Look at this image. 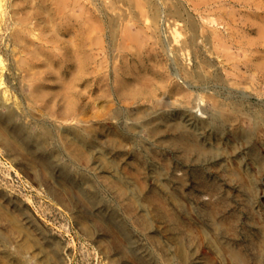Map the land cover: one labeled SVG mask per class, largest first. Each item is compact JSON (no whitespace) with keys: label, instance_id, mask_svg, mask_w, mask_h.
Wrapping results in <instances>:
<instances>
[{"label":"rangeland","instance_id":"1","mask_svg":"<svg viewBox=\"0 0 264 264\" xmlns=\"http://www.w3.org/2000/svg\"><path fill=\"white\" fill-rule=\"evenodd\" d=\"M155 1L159 2L157 4L163 9L162 20L166 21H161L162 26L159 32L153 31L150 27L151 18L144 17L145 19H143L142 17L139 22H136L132 18V13L128 14L131 12L129 6L120 0H0V90L3 92L5 90V97L7 98V100L4 99L3 103L0 101V116L9 119V132L12 135L16 138H21L22 134L28 136L30 144L27 147L35 148L34 150H36V146L40 147L37 150L45 158V164L41 165V168H31L16 156L10 155L0 144V264H44L47 257L30 242L26 233L29 229L34 234L42 235L45 239L59 243L58 254L61 264H135L132 256L138 259V264H233L227 256L215 249V243L224 245L225 242L245 255L246 264H264V248L260 249L253 241L259 230L264 231L263 135L260 136L259 134L255 137L256 139L254 138V141H257V149L256 152H253L248 149L247 144H244L243 133L250 132L249 124L240 125L237 134H233L231 126L238 121L234 120L233 122L230 119L227 122L225 120L224 135L221 139L216 137L210 126L206 127L207 121L212 117V104L208 101L207 93H212L217 88L220 92L218 98L221 101L227 100L228 96L233 101L236 100L237 96L238 101L244 106L254 105L262 109L260 105L264 104V74H262L260 67L257 69L248 64L247 67L249 68H246V64L242 63L244 58L243 47L241 46L242 50H240V47H236L237 44L233 40L235 38L237 42L245 41L243 36L245 34L248 35L247 38L249 39L257 37L258 29L256 27L261 23L259 16L260 11L264 12L262 8L264 7V2H262L264 0H250L252 5L249 4L248 7L242 2L247 0ZM166 3L167 5H165ZM254 3L260 4H258L261 6V8L259 7L260 11L257 9V12L255 11ZM175 5H181L183 11L188 12L187 14L191 18L193 17L197 25L201 24L198 25L197 31L200 30L199 32L202 34L197 33V44L200 43L199 48L214 63L215 68L220 70L221 76L228 78L227 82L230 80V84L225 83L224 85L213 81L209 85L212 88L211 91L199 90V95L203 94V97L199 98L194 88L184 86L178 92L173 91L174 93L168 90L172 83L174 85L177 82L173 74L170 73L175 66L174 53L171 52V49L182 48L190 34L189 29L182 21H177L178 23L182 22L180 25L174 21V18L168 16V10ZM233 8L234 10H232ZM124 9L126 11H123ZM122 11L126 14L122 13L124 14L122 15ZM217 13H220L221 16L219 14L220 17L216 20ZM230 13H236L232 16L238 21L234 18L231 20ZM112 16H119L120 28L118 27V33L114 35H112L109 26V20ZM128 19L129 22H127ZM130 22L135 23V25ZM90 26L92 30H90ZM172 26L177 30L175 40L178 42L170 36L174 29ZM128 27L129 29H127ZM144 27H148V30ZM199 27L205 29L202 30ZM211 28L214 29L212 30L213 33L210 31ZM81 29L82 32H80ZM88 29L91 31L89 34H87ZM214 31H217L219 35ZM236 31L239 32H237L238 37ZM83 32L84 35L87 34L84 37L85 40L90 37L87 40L88 43L82 38L84 35L79 37ZM244 32L245 34H242ZM205 33L209 37L213 34L215 36V33V37H218L223 33V37L221 36L223 42L219 39V43L222 44L221 47H224L223 43H225V47L228 49L224 48V51L220 48L217 38L214 40L212 36V38L210 37L212 40L211 48H216L217 50H214L217 53L213 51L209 54L207 52L209 45H206V39H204L206 38ZM121 34H126L127 37L122 38ZM129 35L131 36L129 37ZM167 36L172 39L167 38ZM140 37L141 41H139ZM112 39L114 43H112ZM90 40L92 42H89ZM144 40L148 43L144 44ZM122 42L125 44L123 45ZM142 42L143 44H141ZM90 43L91 46H89ZM124 46L127 47L124 49ZM248 47L251 49V46ZM123 50L129 52L124 53ZM255 50H252V53L248 50L247 55L255 54ZM258 50L261 55V49ZM163 51L170 52L166 54ZM184 51L187 52V55L183 53L184 58L192 59L191 61L187 60L188 62L185 60V63L192 66L193 60H195L192 46L187 45ZM184 51L182 50V52ZM224 52L227 56H229L228 52H232L234 55L238 54V58L235 55V60H242L235 61L232 53L230 54L232 62L227 56L228 60H225L226 57H222L225 55H221ZM74 53L76 54L74 55ZM152 53H155V56ZM255 55L260 56L258 51ZM119 57L124 59L121 60ZM160 57L163 58L160 59ZM170 58L172 59L170 60ZM44 60H48V66ZM99 60H101L100 64L98 63ZM32 61L35 64L31 63ZM225 61L227 62L225 63ZM118 62L119 64H117ZM256 62H258L257 59ZM234 65L240 67H234ZM156 66L164 69V76H167L166 82H161L159 78L152 76V70L159 71ZM33 68L34 74H32L33 71H30ZM35 68L39 70L37 71ZM51 69L54 70L51 71ZM235 69L240 71L237 70L236 72ZM252 72L256 73L253 75ZM31 75L36 76L33 77L35 80H31ZM103 75L104 78H102ZM171 76L172 78H169ZM132 77L135 78L132 79ZM249 77H254L255 80ZM155 79L157 80L155 81ZM142 81L143 83H139ZM250 81L254 82L251 83ZM148 83L149 86H146ZM83 84L84 86H82ZM48 91L51 92L48 93ZM68 93L72 95L69 96ZM244 94L247 97H244ZM248 95L250 96L248 97ZM197 103L198 105H196ZM222 118L224 119V117ZM149 120L151 121L148 122ZM179 120L185 122L188 127L191 126L192 130H197L201 141L203 140L202 142L212 149L215 150L214 147L220 144L217 146L220 148L216 151L218 153L215 152L209 157H197L196 154L190 155L183 153L180 148L178 149V146L173 143L177 134L175 131H171L172 129L168 128L166 123L170 124ZM154 121H159V129L163 127L162 130L158 129L155 132L151 130ZM80 123L92 127L94 137L88 147L74 144L72 149H68L63 142L69 141L71 143L70 134L61 132L59 127L72 132L73 129L81 127ZM142 124L146 126L144 127ZM163 124H166V128ZM17 129L20 131L23 129L22 134ZM132 129L135 133H132ZM40 130H45L50 134V138L42 144V147L39 141V138L42 137ZM101 150L106 152L109 160L114 161L116 170L103 167L102 161L98 159L99 155H97ZM79 151L85 152L84 160L70 155L71 152L76 155ZM89 153L90 155L92 153V160L86 159ZM240 160L241 162H239ZM233 166H238L250 178L256 174L251 178L255 187L253 190L242 189L241 191L238 184L229 180L224 170L233 168ZM36 168L44 170V179L34 178ZM121 177L123 181H120ZM256 180L258 181L256 182ZM204 182L218 184L219 192L214 197L207 194L201 186V183L204 184ZM165 185L166 187L163 188ZM51 186L66 191L68 205L53 195L49 190ZM172 193L175 195L173 196ZM151 195L159 197L167 210L176 214L178 224L166 222L156 214L154 211L155 204L149 199ZM219 195L227 197L228 204L210 216V205L216 202L215 200ZM173 199L179 200V204ZM130 204H132V208L129 206ZM170 211L169 213H171ZM223 214L224 216L226 214L236 216L238 229L236 228L234 234L225 232L224 226L219 228L217 223L224 217ZM258 215H263L260 220L257 219L259 218ZM79 216H83L93 225V236L82 229L78 222ZM146 220L148 225L144 227L143 221ZM184 230L187 231L184 232ZM171 233L173 235L182 234L180 247L183 252L185 250L183 256L185 260L177 254L178 246L173 243L175 241ZM114 235L119 238L118 243L115 242ZM101 238L111 241L109 253L103 251L99 243Z\"/></svg>","mask_w":264,"mask_h":264},{"label":"bare ground","instance_id":"2","mask_svg":"<svg viewBox=\"0 0 264 264\" xmlns=\"http://www.w3.org/2000/svg\"><path fill=\"white\" fill-rule=\"evenodd\" d=\"M120 1H123V3H125L126 5H128L129 6V8L131 9V12H128V14L129 13H132V18L137 22H139L140 20H141V18L143 17V19H145V18H151V24H150V27L153 29V31H155V32H159V31H161L160 29H161V21H163L162 20V11H163V9L157 4V3H159V2H156L155 0H120ZM161 1V0H160ZM173 1V0H172ZM183 1V0H182ZM209 2H210V0H208ZM242 1V0H241ZM240 1V2H241ZM255 1H258V0H255ZM166 2H169V1H166ZM185 2V1H184ZM243 2V5H246V7H248L247 5H249V4H251L250 3V0H247V1H242ZM242 2H241V4H242ZM262 2H264V1H262ZM122 3V2H121ZM163 4H164V2H162ZM186 3V2H185ZM190 3V2H189ZM175 4V3H174ZM184 4V3H183ZM187 4V3H186ZM198 4V3H197ZM211 4V3H210ZM232 4V3H231ZM259 4V3H258ZM258 4H256V3H254V5L256 6V8H255V11H256V9L257 10H259V7L261 8V6H259L260 4H263V3H261L260 2V4L258 5ZM165 5H167V3L165 4ZM213 5H215L214 3H213ZM252 5V4H251ZM114 6V5H113ZM161 6H162V4H161ZM184 6V5H183ZM186 6V5H185ZM197 6V5H196ZM210 6V5H209ZM221 6V5H220ZM226 6H227V4H226ZM230 6V5H229ZM239 6H241V5H239ZM108 7V6H107ZM231 7V6H230ZM233 7V6H232ZM245 7V6H244ZM243 7V8H244ZM253 7V6H252ZM122 8H124V7H122ZM128 8V9H129ZM239 8V7H238ZM263 9H264V7H262ZM196 9V8H195ZM240 9H242V8H240ZM245 9V8H244ZM104 10H105V8H104ZM185 10V9H184ZM229 10V9H228ZM232 10H234V8L232 9ZM239 10V9H238ZM247 10V9H246ZM262 10V9H261ZM123 11H126L125 9L123 10ZM121 12V14L122 13H125V12ZM169 14H168V16H170V17H172V18H174V21L175 22H177V21H182L183 22V24L185 25V26H187V28L189 29V32H190V34H189V37L187 38V40L185 41V40H183V41H185V44L183 43V46H182V48H179V49H171V52H173L174 53V58H173V60H174V63H175V66H173V71L172 72H170L171 74H173V76L176 78V84H174L173 85V83H172V86H170V89H168L169 91H171L172 93H174L173 91H175V92H178V91H180L181 90V87H184V86H186V87H188V88H194V89H196V93H197V97L199 98V97H201L203 94L201 93L200 95H199V90H201V91H206V92H208V91H211L212 90V88L209 86L210 84H211V82H213V81H215V82H217V83H222V84H224L225 85V83H228V84H230V80H229V82H227V79L225 78V76L224 77H222L221 76V73L219 72L220 70H218L217 68H215V65H214V63L210 60V59H208L207 57H206V55H205V53L199 48V44H197V36H198V32L200 31H197V29H198V25H197V23H196V21L193 19V17L191 18L187 13L188 12H184L183 11V9H182V7H181V5H175V6H173L172 8H170L169 10ZM188 11H190V10H188ZM223 11V10H222ZM229 11H231V10H229ZM236 11H237V9H236ZM240 11V10H239ZM260 11V10H259ZM264 11V10H263ZM116 12V11H115ZM192 11H190V13H191ZM242 12H244L243 10H242ZM257 12V11H256ZM103 13H104V11H103ZM109 13V12H108ZM193 13V12H192ZM221 13V12H220ZM219 13V14H220ZM237 13H238V11H237ZM247 13V12H246ZM245 13V14H246ZM259 13V12H258ZM264 12H261L260 11V22L262 23V22H264V14H263ZM117 14V13H116ZM126 14V13H125ZM194 14V13H193ZM218 13H217V16L219 15ZM231 14V13H230ZM236 14V13H235ZM235 14H231V16L233 15H235ZM249 14V13H248ZM122 15H124V14H122ZM208 15V14H207ZM255 15V14H254ZM259 15V14H258ZM103 16V15H102ZM193 16V15H192ZM220 16H221V14H220ZM220 16H218V17H215V19L217 20V18H219ZM223 16V15H222ZM225 16V15H224ZM228 16V15H227ZM230 16V15H229ZM232 16V19L231 20H236V21H238L236 18H234ZM257 16V15H256ZM104 17V16H103ZM145 17V18H144ZM246 17V16H245ZM105 18H107L106 16H105ZM122 18V17H121ZM229 18H231V17H229ZM234 18V19H233ZM242 18H243V16H242ZM123 19H124V17H123ZM130 19V18H129ZM129 19H128V21L127 22H129ZM132 19V20H133ZM171 19V18H170ZM209 19V18H208ZM207 19V20H208ZM214 19V18H213ZM213 19H212V22H213ZM258 19V18H257ZM109 20V19H108ZM122 20V19H121ZM120 20V21H121ZM126 20V19H125ZM131 20V21H132ZM166 20V19H165ZM197 20V19H196ZM247 20V19H246ZM254 20V19H253ZM118 21H119V16L117 17V16H112L111 18H110V20H109V26H110V29H111V33H112V35H114L115 33H118V31H117V29H118V27H119V24H118ZM171 21V20H170ZM210 21V20H209ZM215 21V20H214ZM227 21V20H226ZM236 21H235V23H236ZM249 21V20H248ZM105 22V21H104ZM126 22V23H127ZM142 22H144V21H142ZM141 22V23H142ZM149 22V21H148ZM163 22H166V21H163ZM182 22H180V23H182ZM211 22V21H210ZM210 22H208V23H210ZM232 22V21H231ZM254 22V21H253ZM259 22V21H258ZM106 23V22H105ZM131 23V22H130ZM129 23V24H130ZM133 23V22H132ZM131 23V24H132ZM140 23V24H141ZM178 23V22H177ZM180 23H178V24H180ZM247 23V22H246ZM246 23H245V26H246ZM250 23V22H249ZM252 23V22H251ZM255 23H257L256 21H255ZM260 23V24H261ZM123 24V23H122ZM137 24V23H136ZM177 24V25H178ZM182 24V25H183ZM259 24V26L258 27H256L257 29H258V32H256L257 33V37L256 38H254V37H252V38H247V36L248 35H246L245 34V32L244 33H242V34H245V35H243L244 36V38H245V41H240V42H237V40H235V38H234V40H233V42H235L237 45H236V47H240V50H242L243 49V54H244V58H243V64H246L245 66H246V68H249V67H247L248 66V64H249V66L251 67V66H255L254 68H261V72H263L262 74H264V23H262L261 25ZM91 25V24H90ZM132 25H135V23L134 24H132ZM143 25H144V23H143ZM181 25V24H180ZM201 25V24H200ZM199 25V26H200ZM258 25V24H257ZM256 25V26H257ZM87 26V25H86ZM107 26V25H106ZM121 26V25H120ZM123 26H125V27H127L126 25H123ZM129 27H131V25H128ZM171 26V25H170ZM173 26H176V25H173ZM172 26V27H173ZM237 26V25H236ZM240 26V25H239ZM89 27V26H88ZM122 27V26H121ZM129 27L127 28V29H129ZM133 27V26H132ZM135 27V26H134ZM163 27H165V26H163ZM169 27V26H168ZM205 27V26H204ZM204 27H199V29H202L203 30V28ZM207 27L209 28V26L207 25ZM244 27V26H243ZM120 28V27H119ZM123 28V27H122ZM142 28H143V26H142ZM148 27H144V29H147ZM174 28V27H173ZM177 28V27H176ZM241 28H242V26H241ZM240 28V29H241ZM131 29V28H130ZM135 29V28H134ZM166 29V28H165ZM205 29V28H204ZM234 29V28H233ZM244 29V28H243ZM90 30H92L91 29V26H90ZM89 29H88V32H87V34H89V31H90ZM120 30V29H119ZM126 30V29H125ZM136 30V29H135ZM148 30V29H147ZM150 30V29H149ZM171 30V29H170ZM209 30V29H208ZM212 30H214V29H210V31L213 33V31ZM230 30V29H229ZM239 30V29H238ZM122 31V30H121ZM120 31V32H121ZM127 31V30H126ZM131 31V30H130ZM137 31V30H136ZM135 31V32H136ZM142 31V30H141ZM206 31V30H205ZM235 31V30H234ZM233 31V32H234ZM240 31V30H239ZM242 31V30H241ZM245 31V30H244ZM256 31V30H255ZM80 32H82V29H81V31ZM79 32V33H80ZM85 32V31H84ZM84 32L81 34V35H79V37H82V35H84ZM123 33H124V31H122ZM166 32V31H165ZM210 32V33H211ZM214 32H216L217 33V31H214ZM232 32V33H233ZM237 32L238 31H236V35H237ZM247 32V31H246ZM90 33H91V31H90ZM139 33V32H138ZM164 33V32H163ZM176 33H177V30H175V28L173 29V31H172V34L170 35V34H168V35H170L174 40H175V38H176ZM199 33H201V32H199ZM208 33H209V31H208ZM216 33H215V36H216ZM239 33V32H238ZM86 34V35H87ZM108 34V33H107ZM140 34V33H139ZM156 34V33H155ZM202 34V33H201ZM218 34V33H217ZM221 34V33H220ZM223 34V33H222ZM221 34V36L223 37V35ZM241 34V33H240ZM242 34H241V36H242ZM247 34H249L248 32H247ZM86 35H84L82 38H84V37H86ZM122 35V38L124 37V36H126V34L125 35H123V34H121ZM135 35H136V33H135ZM134 35V36H135ZM205 35H206V38H204V39H206V45H209V47L207 46V52L210 54V53H212L213 51L214 52H216L214 49H216V48H211V38H212V36H213V38H214V40H215V38H217L216 40H218V42L217 43H219V41L221 40H223V38H221V36H218V37H215L214 36V34L212 35V36H210L209 37V35L207 36V34L205 33ZM219 35V34H218ZM235 35V34H234ZM233 35V36H234ZM235 35V36H236ZM254 35H255V33H254ZM90 36V35H89ZM110 36V35H109ZM131 35H129V37H130ZM132 36H133V34H132ZM137 36V35H136ZM148 36V35H147ZM158 36V35H157ZM166 36V35H165ZM227 36V35H226ZM225 36V37H226ZM231 36H232V34H231ZM234 36V37H235ZM240 36V37H241ZM242 36V37H243ZM252 36V35H251ZM108 37V36H107ZM127 37V36H126ZM149 37H151V36H149ZM153 37V36H152ZM163 37V36H162ZM171 37H168L167 36V38H171ZM220 37V38H219ZM237 37H238V35H237ZM249 37H250V35H249ZM90 37H88V39H89ZM116 38L118 39V36H116ZM171 38V39H172ZM199 38H200V36H199ZM228 38V37H227ZM226 38V39H227ZM246 38H247V40H246ZM81 39V38H80ZM87 39V40H88ZM133 39V38H132ZM140 39V40H139ZM138 40L139 41H141V37L139 38ZM201 39V38H200ZM220 39V40H219ZM225 39V38H224ZM238 39V38H237ZM239 39H241V38H239ZM84 40H85V38H84ZM87 40H85L86 42H87ZM116 39L114 38V41H115ZM120 40V39H119ZM118 40V41H119ZM143 40V39H142ZM152 40H153V38H152ZM154 40H155V37H154ZM157 40V39H156ZM174 40H172V41H174ZM244 40V39H243ZM130 41V40H129ZM176 41V40H175ZM81 42H83V41H81ZM89 42H92L91 40L89 41ZM117 42V41H116ZM123 42H124V40H123ZM122 42V43H123ZM147 42V41H146ZM145 42V40H144V44L146 43ZM162 42V41H161ZM176 42H178V40L176 41ZM203 42V41H202ZM216 42V41H215ZM223 42V41H222ZM221 42V43H222ZM231 42V41H230ZM84 43V42H83ZM88 43V42H87ZM112 43H114L113 42V39H112ZM126 43H127V45H128V42L126 41ZM132 43V42H131ZM148 43V42H147ZM173 43V42H172ZM182 43V42H181ZM232 43V42H231ZM117 44H118V42H117ZM125 43H123V45H124ZM141 44H143V42L141 43ZM176 44V43H175ZM179 44H180V42H179ZM213 44V43H212ZM220 44V43H219ZM80 45V44H79ZM118 45H120V44H118ZM139 45V44H138ZM173 45H174V43H173ZM187 45H191L192 46V52H193V55H194V57H195V60H193V65L192 66H189V64L188 63H185V60L187 61H189L190 59H187L186 57V59L184 58V56H183V53H185V51H184V49L186 48V46ZM217 47H218V45L217 44H215ZM214 45V47H216ZM223 45H224V47H221L222 46V44H220L219 46H220V48H222V49H228V48H226L225 47V43H223ZM233 45V44H232ZM89 46H91V43H90V45ZM113 46H114V44H113ZM121 46V45H120ZM142 46V48H143V45H141ZM147 46V45H146ZM145 46V47H146ZM171 46V45H170ZM179 46V45H178ZM241 46L243 47L242 49H241ZM248 46H251V49H250V47H248ZM253 46V47H252ZM111 47V46H110ZM127 47V46H126ZM125 46H124V49L126 48ZM130 47V46H129ZM172 47V46H171ZM180 47H181V45H180ZM202 47V46H201ZM235 47V48H236ZM83 48V47H82ZM90 48V47H89ZM122 48V47H121ZM139 48V47H138ZM159 48H161L160 46H159ZM164 48H165V46H164ZM205 48V47H204ZM220 48H218V49H220ZM73 49H75V48H73ZM114 49V48H113ZM131 49V48H130ZM129 49V50H130ZM144 49V48H143ZM149 49V48H148ZM188 49V48H187ZM225 49H224V51H225ZM256 49V50H255ZM258 49H261V55L259 54V50ZM127 50V49H126ZM169 50V49H168ZM182 50L184 51V52H182ZM205 50V49H204ZM217 50V49H216ZM248 50H250V53H252V50H255L256 51V53H257V51H258V55H260V56H256L254 53L253 54H250V55H247V52H248ZM120 51H121V49H120ZM124 51V53L125 52H129V51H125V50H123ZM131 51H133L134 52V50H131ZM150 51V50H149ZM236 51V50H235ZM235 51H233V53L235 52ZM238 51V50H237ZM37 52V51H36ZM74 52H75V50H74ZM155 52V51H154ZM163 52H165L166 54L168 53V52H170V51H163ZM241 52H240V54H241ZM92 53V52H91ZM121 54H122V51L120 52ZM146 53V52H145ZM187 53V52H186ZM185 53V54H186ZM217 53V52H216ZM229 53V56H227V54L225 55V52H224V54H221V55H225V56H222V57H228V59H229V61L230 62H232L231 61V53L232 52H228ZM232 53V55H234ZM236 53V52H235ZM249 53V52H248ZM33 54L34 55H36V53L35 52H33ZM76 53H74V55H75ZM152 54H154L153 56H155V53H152ZM215 54V53H214ZM37 55H39L38 53H37ZM81 55V54H80ZM131 55V54H130ZM162 55H163V53H162ZM187 55V54H186ZM185 55V56H186ZM191 55V54H190ZM236 55V54H235ZM235 55L233 56L234 57V60H235ZM51 56V55H50ZM79 56V55H78ZM88 56H89V54H88ZM92 56H93V53H92ZM127 56V55H126ZM149 56V55H148ZM171 56V55H170ZM189 56V55H188ZM187 56V57H188ZM220 56V55H219ZM33 57V56H32ZM31 57V58H32ZM37 57V56H36ZM45 57H47V56H45ZM49 57V56H48ZM53 57H55V56H53ZM52 57V58H53ZM71 57V56H70ZM75 57H77V56H75ZM84 57V56H83ZM146 57V56H145ZM158 57V56H157ZM191 57H193V56H191ZM190 57V58H191ZM227 57L225 58V60L227 59ZM236 57L238 58V54L236 55ZM62 58V57H61ZM65 58H67V57H65ZM87 58V57H86ZM118 58V57H117ZM120 58V57H119ZM161 58H163V57H160V59ZM212 58V57H211ZM216 58V57H215ZM257 59V61L258 62H256V59ZM49 59V58H48ZM51 59V58H50ZM55 59V58H54ZM84 59V58H83ZM82 59V60H83ZM121 60H123L122 58H120ZM141 59V58H140ZM150 59V58H149ZM172 58H170V60H171ZM219 59V58H218ZM227 59V60H228ZM34 60V59H33ZM36 60V59H35ZM76 60V59H75ZM77 60H78V58H77ZM120 60V61H121ZM152 61H153V59H151ZM166 60V59H165ZM192 60V59H191ZM190 60V61H191ZM223 60V59H222ZM221 60V61H222ZM238 62L240 61V60H242V59H240V60H238V59H236ZM235 60V61H236ZM29 61H31V60H29ZM37 61H38V57H37ZM45 61V60H44ZM48 61V60H47ZM47 61H45L46 62V64H47V66H48V63H47ZM72 61V60H71ZM85 61V60H84ZM84 61H83V63H84ZM90 61V60H89ZM92 61V60H91ZM100 61L101 60H99V64H100ZM134 61V60H133ZM158 61H160V62H162L161 60H158ZM187 61V62H188ZM234 61V62H235ZM34 61H32L31 63H33ZM50 62V61H49ZM82 62V61H81ZM80 62V63H81ZM154 62V61H153ZM167 62V61H166ZM169 62V61H168ZM167 62V63H168ZM172 62V61H171ZM215 62V61H214ZM223 62V61H222ZM227 61H225V63H226ZM229 62V64L231 65V63ZM238 62L236 63V64H238ZM28 63V62H27ZM30 63V62H29ZM30 63V64H31ZM95 63V62H94ZM102 63V62H101ZM115 63V62H114ZM124 63V62H123ZM136 63V62H135ZM140 63V62H139ZM234 63V64H235ZM33 64H35V63H33ZM117 64H119V62L117 63ZM141 64V63H140ZM149 64H151L150 62H149ZM173 64V63H172ZM219 64H220V62H219ZM218 64V65H219ZM233 64V63H232ZM240 64V63H239ZM57 65V64H56ZM88 65V64H87ZM155 65V64H154ZM50 66H52L51 64H50ZM60 66V65H59ZM62 66V65H61ZM93 66H95V65H93ZM139 66V65H138ZM166 66V65H165ZM228 66V65H227ZM232 67H233V65H231ZM238 67L237 65H234V67ZM243 66V65H242ZM30 67V66H29ZM122 67V66H121ZM125 67V66H124ZM129 67V66H128ZM147 67V66H146ZM157 67V66H156ZM155 67V68H156ZM161 67V66H160ZM170 67V66H169ZM168 67V68H169ZM226 67V66H225ZM224 67V68H225ZM230 67V66H229ZM240 67V66H239ZM238 67V68H239ZM244 67V66H243ZM52 68V67H51ZM59 68V67H58ZM58 68H57V70H58ZM93 68V67H92ZM95 68V67H94ZM118 68V67H117ZM154 68V69H155ZM219 68V67H218ZM223 68V69H224ZM253 68V69H254ZM74 69V68H73ZM96 69V68H95ZM125 69V68H124ZM136 69H138V68H136ZM157 69H159V71H151V74H152V76L153 77H155V78H159V81H161V82H166V80H165V78H167V76L165 77L164 76V74H165V72H164V69L161 67V69L160 68H158L157 67ZM167 69V68H166ZM245 69V68H244ZM30 70V69H29ZM35 70H39V69H36L35 68ZM52 70H54V69H51V71ZM57 70H56V72H57ZM143 70H144V68H143ZM226 70V69H225ZM237 70H239V69H237ZM237 70L235 69V71L237 72ZM246 70V69H245ZM30 71H33L32 72V74H34V68H33V70H30ZM121 71V70H120ZM133 71V70H132ZM142 71V70H141ZM232 71V70H231ZM230 71V72H231ZM234 71V72H235ZM240 71V70H239ZM239 71H238V73H239ZM247 71V70H246ZM252 71V70H251ZM259 71V70H258ZM73 72V71H72ZM84 72V71H83ZM122 72H124V71H122ZM30 73V72H29ZM74 73V72H73ZM93 73V72H92ZM116 73V72H115ZM145 73V72H144ZM146 73H147V71H146ZM168 73V72H167ZM233 73V72H232ZM244 73V72H243ZM253 73H256V72H252V74ZM36 74H37V72H36ZM35 74V75H36ZM58 74V73H57ZM66 74V73H65ZM75 74V73H74ZM97 74H98V71H97ZM120 74V73H119ZM148 74V73H147ZM240 74V73H239ZM252 74H250L251 76H253ZM61 75V74H60ZM73 75V74H72ZM95 75H96V73H95ZM100 75V74H99ZM127 75V74H126ZM143 75H145V74H143ZM225 75V74H224ZM228 75H230V74H228ZM237 75V74H236ZM241 75V74H240ZM245 75V74H244ZM243 75V76H244ZM28 76L30 77V75L28 74ZM27 76V77H28ZM92 76V75H91ZM114 76V75H113ZM231 76V75H230ZM239 76V75H238ZM246 76H248V74H246ZM29 77H28V80H30L29 79ZM31 77H32V79L31 80H35L33 77H36V76H32L31 75ZM39 77V76H38ZM37 77V78H38ZM62 77V76H61ZM71 77V76H70ZM101 77V76H100ZM107 77V76H106ZM136 77V76H135ZM134 77V78H135ZM229 77V76H228ZM234 77V76H233ZM40 78V77H39ZM42 78V77H41ZM72 78H73V76H72ZM102 78H104V75H103V77ZM109 78V77H108ZM133 77H132V79H134ZM143 78V77H142ZM147 78V77H146ZM169 78H172V76L171 77H169ZM168 78V79H169ZM225 78V79H224ZM236 78V77H235ZM238 78V77H237ZM243 78V77H242ZM249 78H251V77H249ZM248 78V80H250ZM68 79H70V78H68ZM144 79V78H143ZM149 79V78H148ZM231 79V78H230ZM241 79V78H240ZM251 79H254L255 80V78L253 77V78H251ZM31 80H30V82H31ZM36 80H38L39 81V79H36ZM49 80V79H48ZM91 80V79H90ZM157 79H155V81H156ZM236 80V79H235ZM234 80V81H235ZM41 81V80H40ZM88 81V80H87ZM172 81V80H171ZM233 81V82H234ZM247 81V80H246ZM42 83H43V81H41ZM44 82H45V80H44ZM61 82H63V81H61ZM60 82V83H61ZM66 82V81H65ZM72 82V81H71ZM108 82H109V80H108ZM135 82H137L136 80H135ZM145 82V81H144ZM170 82V81H169ZM214 82V83H215ZM238 82V81H237ZM251 82V81H250ZM252 82H254V81H252ZM251 82V83H252ZM34 83V82H33ZM47 83V82H46ZM60 83H58V84H60ZM107 83V82H106ZM139 83H143V81L142 82H139ZM150 83V82H149ZM149 83H148V85H146V86H149ZM154 83V82H153ZM171 83V82H170ZM169 83V84H170ZM175 83V82H174ZM213 83V84H214ZM232 83V82H231ZM239 83H240V81H239ZM247 83V82H246ZM250 83V84H251ZM37 84V83H36ZM70 84V83H69ZM85 84V83H84ZM84 84L82 85V86H84ZM110 84V83H109ZM116 84V83H115ZM168 84V85H169ZM228 84H227V86H228ZM235 84V83H234ZM237 84V83H236ZM263 84V83H262ZM30 85H31V83H30ZM30 85H29V87H30ZM35 85V84H34ZM43 85V84H42ZM64 85V84H63ZM75 85V84H74ZM151 85V84H150ZM216 85V84H215ZM218 85V84H217ZM231 85H233V84H231ZM238 85V84H237ZM81 86V87H82ZM122 86V85H121ZM139 86V85H138ZM137 86V87H138ZM142 86V85H141ZM154 86V85H153ZM164 86H166V85H164ZM219 86H221V85H219ZM218 86V87H219ZM226 86V87H227ZM230 86V85H229ZM234 86V85H233ZM41 87V86H40ZM75 87H76V85H75ZM119 87V86H118ZM163 87V86H162ZM261 87V86H260ZM50 88V87H49ZM62 88V87H61ZM122 88V87H121ZM124 88V87H123ZM128 88V87H127ZM168 88V87H167ZM216 88V87H215ZM230 88H232L233 89V87H230ZM247 88V87H246ZM80 89V88H79ZM84 89V88H83ZM82 89V90H83ZM108 89V88H107ZM218 89V88H217ZM217 89H214L213 91H212V93L210 92V93H207L208 95H207V97H208V101L209 102H211L210 104H212V107H211V113H212V117H211V119L209 120V121H207V123H206V127L208 126H210L211 127V129H212V131H213V133H215L216 134V137H218L219 139H221V137L224 135V123L227 121V120H230V119H232L233 120V122H234V120L235 121H238V122H236V123H233V125L231 126L232 127V133L233 134H237V131H238V129H239V126L240 125H242V124H249V126H250V132L249 133H243V135H244V139H245V143L244 144H247L248 145V149L249 150H251V151H253V152H256V149H257V147H256V142L257 141H254L256 138V136L257 135H259L260 134V136L261 135H263V138H262V142H264V104H259L260 105V107L262 108V109H260V108H258V107H256V106H254V105H250L249 107H246V106H244L243 105V103H241V102H239L238 100L239 99H237V96H236V100H230L228 97L226 98L227 100H225V101H221V99L220 98H218V96L220 95V92L217 90ZM264 89V88H263ZM46 90V89H45ZM44 90V91H45ZM52 90V89H51ZM53 90H54V88H53ZM61 90V89H60ZM65 90H67V89H65ZM68 90H69V88H68ZM81 90V89H80ZM138 90V89H137ZM47 91V90H46ZM55 91V90H54ZM151 91H153V90H151ZM154 91H156V90H154ZM161 91V90H160ZM222 91V90H221ZM227 91H230V90H227ZM238 91H239V89H238ZM240 91H241V89H240ZM49 92H51V91H48V93ZM119 92H120V90H119ZM128 92V91H127ZM133 92V91H132ZM158 92V91H157ZM163 92V91H162ZM237 92V91H236ZM245 92V91H244ZM5 90H4V92L3 91H1L0 90V101L3 103L5 100ZM31 93V92H30ZM32 93H34V92H32ZM39 93V92H38ZM44 93H46V92H44ZM54 93V92H53ZM63 93V92H62ZM88 93V92H87ZM118 93V92H117ZM159 93V92H158ZM158 93H157V96H158ZM204 94H205V92H203ZM233 93V92H232ZM35 94V93H34ZM33 94V95H34ZM76 94V93H75ZM121 94V93H120ZM152 94H153V92H152ZM171 94V93H170ZM185 94V93H184ZM221 94H222V92H221ZM225 94V93H224ZM236 94V93H235ZM248 94V93H247ZM33 95H32V97H33ZM67 95V94H66ZM68 95L70 96V95H72V94H69L68 93ZM90 95V94H89ZM167 95V94H166ZM239 95V94H238ZM260 95H261V93H260ZM264 95V94H263ZM34 96H36V95H34ZM153 96V95H152ZM182 96V95H181ZM225 96V95H224ZM232 96V95H231ZM250 95H248V97H249ZM9 97V96H8ZM37 97V96H36ZM56 97V96H55ZM74 97V96H73ZM77 97H78V95H77ZM82 97V96H81ZM156 97V96H155ZM203 97V96H202ZM220 97V96H219ZM244 97H247L245 94H244ZM35 98V97H34ZM64 98H65V95H64ZM68 98V97H67ZM66 98V99H67ZM83 98V97H82ZM205 98V97H204ZM204 98H202V99H204ZM235 98V97H234ZM257 98H259V97H257ZM9 99V98H8ZM44 99V98H43ZM73 99V98H72ZM133 99V98H132ZM152 99V98H151ZM222 99H225V98H222ZM229 99V100H228ZM232 99V98H231ZM249 99V98H248ZM260 100L262 99V98H259ZM6 100H7V98H6ZM57 100V99H56ZM55 100V101H56ZM244 100V99H243ZM259 100V101H260ZM11 101V100H10ZM10 101H9V103H10ZM81 101H83V100H81ZM85 101V100H84ZM83 101V102H84ZM152 101H153V99H152ZM227 101V102H226ZM246 101V100H245ZM258 101V102H259ZM263 101V100H262ZM14 102V101H13ZM52 102V101H51ZM71 102V101H70ZM91 102V101H90ZM8 103V102H7ZM160 103V102H159ZM246 103V102H245ZM252 103V102H251ZM262 103V102H261ZM59 104V103H58ZM83 104H85V103H83ZM254 104H256L255 102H254ZM4 105H5V103H4ZM12 105V104H11ZM13 105H15L14 103H13ZM87 105V104H86ZM85 105V106H86ZM191 105V104H190ZM196 105H198V103L196 104ZM18 106V105H17ZM55 106V105H54ZM70 106V105H69ZM69 106H66V107H69ZM211 106V105H210ZM16 107V106H15ZM155 107H156V105H155ZM162 107V106H161ZM161 107H159V108H161ZM192 107V106H191ZM198 107V106H197ZM196 107V108H197ZM158 108V109H159ZM11 109V108H10ZM63 109V108H62ZM156 109H157V107H156ZM155 109V110H156ZM14 110V109H13ZM69 110V109H68ZM74 110V109H73ZM161 110V109H160ZM184 110V109H183ZM189 110V109H188ZM193 110V109H192ZM58 111V110H57ZM61 111V113H62V110H60ZM70 111H71V109H70ZM130 111H131V109H130ZM64 112V111H63ZM66 112H67V110H66ZM161 112V111H160ZM167 112V111H166ZM191 112V111H190ZM65 113V112H64ZM69 113H71V112H69ZM68 113V115H70ZM210 113V114H211ZM59 114V113H58ZM63 114V113H62ZM119 114V113H118ZM162 114V113H161ZM168 114V113H167ZM192 114V113H191ZM209 114V115H210ZM79 115V114H78ZM77 115V116H78ZM162 116V115H161ZM165 116V115H164ZM178 116V115H177ZM66 117H68V116H66ZM174 117V116H173ZM222 117H224V119L222 118ZM56 118H57V116H56ZM60 118V117H59ZM61 118H63V117H61ZM73 118V117H72ZM80 118V117H79ZM78 118V119H79ZM85 118V117H84ZM180 118H182V117H180ZM208 118V117H207ZM226 118V119H225ZM75 119V118H74ZM86 119V118H85ZM167 119V118H166ZM209 119V118H208ZM152 120V119H151ZM151 120H149L148 122H150ZM158 120V119H157ZM161 120V119H160ZM165 120V119H164ZM177 120V119H176ZM226 120V121H225ZM163 121V120H162ZM170 121V120H169ZM175 121V120H174ZM187 121V120H186ZM9 119H7V118H5V117H1L0 116V144H2V146L8 151V153L10 154V155H12V156H16L17 158H19L22 162H24L26 165H28V166H30L31 168H35V167H37V168H41L40 166L42 165H44L45 164V158L40 154V152H39V150H37V148H40V147H38V146H36V150H34L33 148H28L27 147V145L28 144H30L29 143V140H30V138L28 137V136H26V135H24V134H22V130L20 131V130H18L17 129V131H19V133H21L22 134V137L21 138H16L14 135H12L10 132H9ZM85 122V121H84ZM228 122V121H227ZM86 123V122H85ZM85 123H80V125H81V127H79V128H76V129H73L74 131H70V130H68V129H66V128H61V126H60V124H59V130L61 131V132H65V133H68V134H70V137H71V143L68 141H64L63 143H64V145L68 148V149H72L73 148V146H75L74 144H80V145H82V146H84V147H88L89 145H90V142H91V140L93 139V129H92V127H90V126H88V125H86ZM138 123V122H137ZM163 123V122H162ZM161 123V124H162ZM170 123V122H169ZM231 123V122H230ZM167 124V127L168 128H170V129H172L171 131H175V133L177 134V137H176V135H175V137H176V139H175V142H173V143H175V145L176 146H178V149L180 148L182 151H183V153H188V154H196L197 155V157H209V156H212L216 151H218V150H220V148L219 147H217V146H219L218 144H217V146H215L214 148H215V150L214 149H212L210 146H207L204 142H202L201 141V139L199 138L200 136H199V134H198V131L197 130H192L190 127L191 126H187V124L185 123V122H182V121H176V122H174V123H170V124H168V123H166ZM166 124H163V126L165 125V127L164 128H166ZM191 124V123H190ZM193 124V123H192ZM191 124V125H192ZM90 125V124H89ZM129 125H130V123H129ZM141 125V124H140ZM142 125H144V124H142ZM135 126H136V123H135ZM146 125H144V127H145ZM229 127H230V125H228ZM48 127V126H47ZM134 127V126H133ZM203 127V126H202ZM244 127V126H243ZM246 127H248V126H246ZM15 128V127H14ZM41 128V127H40ZM122 128H123V126H122ZM143 128V127H142ZM148 128V127H147ZM150 128V127H149ZM160 128V123H159V121H154L153 122V125H152V131L153 132H155V131H158V129ZM163 128V127H162ZM162 128L161 129H159V130H162ZM45 129V128H44ZM51 129V128H50ZM127 129V128H126ZM170 129H167V130H170ZM16 130V129H15ZM122 130V129H121ZM133 130V129H132ZM167 130H165V131H167ZM210 130V129H209ZM41 131V130H40ZM136 131V130H135ZM170 131V132H171ZM244 131V130H243ZM245 131H246V129H245ZM56 132V131H55ZM126 132V131H125ZM163 132V131H162ZM248 132V131H247ZM132 133H135L134 132V130H133V132ZM152 133V132H151ZM40 134H41V139L39 138V141H40V145H41V147H42V144L43 143H45L46 141H48V139L50 138L49 137V132H47V131H45V130H43V131H41L40 132ZM53 134V133H52ZM157 134V133H156ZM154 135V134H153ZM174 135V134H173ZM137 136V135H136ZM28 137V138H27ZM174 137V138H175ZM174 138H172V139H174ZM237 138V137H236ZM255 138V139H254ZM260 138V137H259ZM259 138H257V139H259ZM231 139H232V137H231ZM240 139V138H239ZM131 140V139H130ZM133 141V140H132ZM225 141V140H224ZM228 141V140H227ZM135 142V141H134ZM133 142V143H134ZM136 144V143H135ZM233 144V143H232ZM235 144V143H234ZM174 145V146H175ZM225 145V144H224ZM236 146V145H235ZM246 146V145H245ZM229 147V146H228ZM234 147V146H233ZM247 147V146H246ZM97 148V147H96ZM235 148V147H234ZM231 150H232V148H230ZM246 151V150H245ZM248 151V150H247ZM85 153V152H84ZM84 153L82 152V151H79L78 153H76V155H75V153L74 152H71L70 153V155L71 156H77L78 158H81V159H85V155H84ZM182 153V154H183ZM216 153H218V152H216ZM248 153H250V152H248ZM247 153V154H248ZM87 154V153H86ZM260 154V153H259ZM97 155H99V157H98V159L99 160H101L102 161V165H103V167H105V168H111V169H113V170H116V165L114 164V161H112V160H109L108 158H107V156H106V152L104 151V150H101V151H99L98 152V154ZM82 156V157H81ZM88 157L86 158V159H88V160H92L91 158L93 157L92 156V153H91V155H90V153H89V155H87ZM184 156H186V155H184ZM217 156V155H216ZM219 156V155H218ZM229 156V155H228ZM254 157V156H253ZM111 158V157H110ZM195 158V157H194ZM256 158V157H255ZM186 159V158H185ZM245 160V159H244ZM185 162V161H184ZM197 162V161H196ZM239 162H241V160L239 161ZM259 162V161H258ZM227 163V162H226ZM236 163V162H235ZM261 163V162H260ZM240 164V163H239ZM239 164H238V166H239ZM263 164V166H262V168H264V162L262 163ZM261 164V165H262ZM226 165V164H225ZM198 166V165H197ZM234 167L233 166V168H226L224 171H225V175H227V177L229 178V180H231V181H233V182H235V184H238L240 187H241V191H242V189H244V190H248V189H250V190H253L255 187H254V183H253V181H252V179L251 178H253L255 175H252L253 177H249V175L248 174H246L244 171H242V170H240L239 169V167ZM36 168V170L37 171H35L34 172V178L35 179H39V180H42V179H44L45 178V173H44V170L43 169H37ZM199 168V167H198ZM261 168V167H260ZM261 168V169H262ZM256 171V170H255ZM113 172V171H112ZM263 172H264V170H263ZM259 175V174H258ZM118 176V175H117ZM119 177H120V175H119ZM117 178V177H116ZM137 178V177H136ZM256 178V177H255ZM118 179V178H117ZM121 180L120 181H123V178L121 177L120 178ZM124 180H125V178H124ZM258 180H256V182H257ZM125 184V183H124ZM132 184V183H131ZM199 184H200V182H199ZM202 185V187H203V190L205 191V192H207V194H211V195H213V197H214V195H216L218 192H219V189H220V187H219V185L218 184H216V183H208V182H204V184L203 183H201ZM258 184V183H257ZM132 185H134V184H132ZM139 185V184H138ZM164 187H166V185L165 186H163V188ZM168 187V186H167ZM222 187V186H221ZM239 189V188H238ZM49 190L53 193V195L59 200V201H61V202H63V203H65V204H69V201H68V199H67V195H66V191H64V189H57V188H55L54 186H51L50 188H49ZM141 190V189H140ZM170 191H171V189H170ZM173 194V193H172ZM175 194H173V196H174ZM229 195V194H228ZM256 198V197H255ZM149 199L152 201V203H154L155 204V208H154V211L156 212V214H158V216L160 217V218H162L164 221H170L171 223H173V224H178V220H177V217H176V214L175 213H173V212H171L170 210V212L171 213H169V211L167 210V208L165 207V205H163V203L161 202V200L159 199V197H156L155 195H151V196H149ZM149 199H147L148 201H149ZM171 199V198H170ZM210 199V198H209ZM173 200H176V202H177V204H179V200H177V199H173ZM249 200H251V199H249ZM181 201V200H180ZM216 202L215 203H213V204H211L210 205V210H209V215L210 216H213L214 215V212L216 211V212H218V210H220V208H224V207H226L227 206V204H228V198L227 197H225L224 195H219L218 197H217V199L215 200ZM165 202V201H164ZM212 203V202H211ZM167 204V203H166ZM131 208H132V204H130L129 205ZM150 206V205H149ZM22 211L20 210V213H21ZM260 212V211H259ZM224 213V212H223ZM258 213V212H257ZM262 213V212H261ZM16 214H17V212H16ZM249 215V214H248ZM247 215V216H248ZM157 216V215H156ZM223 216H224V214H223ZM240 216V215H239ZM257 216V215H256ZM263 216V215H262ZM261 215H258V217L259 218H257V219H261V217H262ZM15 217V216H14ZM13 217V218H14ZM256 218V217H255ZM212 219V218H211ZM237 219H236V216H232V215H225L222 219H221V221H216V222H218L217 224L219 225V228H222L223 226H224V228H225V232H227V233H235L236 232V228L238 229V227L236 226V224H237V221H236ZM141 221V220H140ZM161 221V220H160ZM17 222V221H16ZM78 222H79V224H80V226L82 227V229L85 231V232H87L90 236H93V234H94V228H93V225H91L90 223H89V221L86 219V218H84L83 216H79L78 217ZM144 222V224H143V226L144 227H146L147 225H148V222H147V220L146 221H143ZM15 223V222H14ZM215 223V222H214ZM166 224V223H165ZM255 225V224H254ZM213 226H214V224H213ZM217 226V225H216ZM215 226V227H216ZM258 227H259V225H258ZM263 227V226H262ZM168 228V227H167ZM179 228H181V227H179ZM187 229V228H186ZM258 229V228H257ZM30 230V229H29ZM26 231V233H27V235H28V237H29V240H30V242L32 243V244H34L36 247H38L39 249H40V251H42L43 253H44V255L47 257V259L44 261V264H61V259H60V257H59V254H58V250H59V243L57 242V241H51V240H48V239H45L42 235H38V234H34V232H32V231ZM189 230V229H188ZM185 231H187V230H184V232ZM214 231V230H213ZM189 232V231H188ZM222 232V231H221ZM172 234V233H171ZM186 234V233H185ZM248 234V233H247ZM173 235V234H172ZM182 235V234H181ZM181 235L179 234V233H176V234H174L173 235V239H174V241L175 242H173V243H175L177 246H178V249H177V254H179V256H180V258H183L184 260H185V258L183 257L184 255H185V250H184V252L182 251V248L180 247L181 246V243H182V237H181ZM115 236V235H114ZM170 236V235H169ZM237 236V235H236ZM189 237H191V236H189ZM212 237V236H211ZM118 239L119 238H117L116 236H115V242L116 243H118ZM208 240V239H207ZM214 240V239H213ZM253 240V239H252ZM113 241H114V239H113ZM222 241V240H221ZM254 241V243L256 244V245H258V247L260 248V249H263L264 248V231L263 230H259L258 231V233H257V237H255V240H253ZM220 242V241H219ZM99 243L101 244V246H102V248H103V251L105 252V253H109V251H110V248H111V241H109V240H107V239H105V238H101V239H99ZM215 245V249L218 251V252H222L225 256H227L229 259H230V262H232L233 264H246V257H245V255H243V254H241L238 250H236L235 248H233V247H231L230 245H229V243H224V245H220V244H214ZM213 245V246H214ZM119 246V245H118ZM121 247V246H120ZM238 247V246H237ZM256 248V247H255ZM258 248V249H259ZM123 250V249H122ZM222 250V251H221ZM216 251V252H217ZM124 252V251H123ZM258 253V252H257ZM259 254H260V252H259ZM217 255V254H216ZM132 258L135 260L134 262H136L135 264H138L139 263V261H138V259H136L134 256H132ZM228 259V260H229ZM193 260V259H192ZM259 260V259H258ZM254 262V261H253ZM183 264V263H182Z\"/></svg>","mask_w":264,"mask_h":264}]
</instances>
